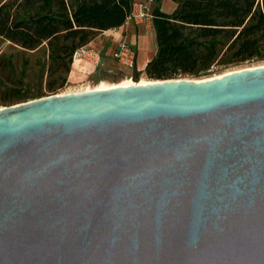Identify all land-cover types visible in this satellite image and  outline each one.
<instances>
[{"label":"water","instance_id":"95a60500","mask_svg":"<svg viewBox=\"0 0 264 264\" xmlns=\"http://www.w3.org/2000/svg\"><path fill=\"white\" fill-rule=\"evenodd\" d=\"M0 264H264V67L0 108Z\"/></svg>","mask_w":264,"mask_h":264},{"label":"trees","instance_id":"16d2710c","mask_svg":"<svg viewBox=\"0 0 264 264\" xmlns=\"http://www.w3.org/2000/svg\"><path fill=\"white\" fill-rule=\"evenodd\" d=\"M172 1L178 5L173 14L162 12L159 6L153 11L157 53L146 68L151 78L164 81L182 74L197 76L212 66L221 47L244 61L264 41V0ZM133 5L132 0H5L0 3V38L24 50L47 44V73L58 74L62 87L71 72L74 52L98 34L124 26ZM1 78L15 84L11 64L2 56ZM55 87L51 84L50 90ZM2 92L7 106L44 96L16 86Z\"/></svg>","mask_w":264,"mask_h":264},{"label":"rangeland","instance_id":"374dc122","mask_svg":"<svg viewBox=\"0 0 264 264\" xmlns=\"http://www.w3.org/2000/svg\"><path fill=\"white\" fill-rule=\"evenodd\" d=\"M3 1L5 0H0V3ZM158 5L159 0H156L155 7H158ZM220 50V54L212 66L200 72L199 75L182 74L170 80L202 81L221 77L231 72L264 67V41H262L260 47H258L257 53L244 61L237 60L234 56L235 52L228 51L227 47H221ZM49 55L50 52L47 44H43L35 50H24L20 48V46L0 38V57H4L11 64L13 79L15 80V84H11L6 83L5 80L1 78L0 83H3L2 91L6 88L16 86L23 92H42L44 96L41 98H44L63 94L65 92L73 93L98 89L100 86L113 87L128 82L133 84H149L163 81L151 78L147 75L146 70H126L120 67L114 59L104 57V66L92 74H88V72L86 74H84V72H78L82 66H84L87 71H90V66L87 63H82L81 65H76V70H74V74L71 76L73 70L71 65V72L67 75L66 84L61 87L60 81L57 80L58 74L50 76L47 73ZM135 78H137V80ZM51 84L56 85L54 91L50 90ZM2 91L0 90V108L8 107L7 104L3 102L5 95Z\"/></svg>","mask_w":264,"mask_h":264},{"label":"crops","instance_id":"0c3cea01","mask_svg":"<svg viewBox=\"0 0 264 264\" xmlns=\"http://www.w3.org/2000/svg\"><path fill=\"white\" fill-rule=\"evenodd\" d=\"M145 0H132L133 4L144 2ZM162 12L166 14H173L177 10V3L172 0H159V5ZM152 11H154L155 4L152 5ZM126 23L119 29L109 30L100 33L93 40V45L102 50L104 57L112 58V52L115 45L119 41H126L130 43L137 52V65L136 69L140 71L146 70L150 62L154 59L157 53V43H156V32L153 29V24L151 22H145L138 24ZM71 76L76 70V66L72 67ZM84 66L78 71L79 73H87Z\"/></svg>","mask_w":264,"mask_h":264},{"label":"built area","instance_id":"2783aa9c","mask_svg":"<svg viewBox=\"0 0 264 264\" xmlns=\"http://www.w3.org/2000/svg\"><path fill=\"white\" fill-rule=\"evenodd\" d=\"M155 3L156 0H145L144 2L133 5V9L126 23L138 25L145 22H151L153 19V11L151 7ZM92 43L93 42L79 47L74 52L72 57V67H75L77 64L81 65L82 63H87L90 66V71H87L88 74H92L104 66V55L102 50L97 48V46L93 45ZM112 57L120 65V67L126 70L136 69L137 52L130 43L126 41H119L115 45V48L112 52ZM68 93L69 92H65L58 95H64Z\"/></svg>","mask_w":264,"mask_h":264},{"label":"bare ground","instance_id":"6f19581e","mask_svg":"<svg viewBox=\"0 0 264 264\" xmlns=\"http://www.w3.org/2000/svg\"><path fill=\"white\" fill-rule=\"evenodd\" d=\"M222 77V76H221ZM216 78H220V77H216ZM206 80H210V79H206ZM203 81V80H202ZM139 84V83H138ZM150 84V83H149ZM129 85H137V84H133V83H125L123 85H119V86H129ZM139 85H147L145 83H140ZM113 87H118V86H113ZM113 87H104V86H100L97 90H104V89H109V88H113ZM86 91H90V90H86Z\"/></svg>","mask_w":264,"mask_h":264}]
</instances>
